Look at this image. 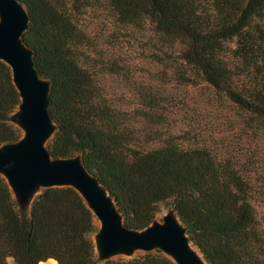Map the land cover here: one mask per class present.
Masks as SVG:
<instances>
[{
  "label": "trees",
  "instance_id": "16d2710c",
  "mask_svg": "<svg viewBox=\"0 0 264 264\" xmlns=\"http://www.w3.org/2000/svg\"><path fill=\"white\" fill-rule=\"evenodd\" d=\"M18 1L30 17L23 42L51 83V155L81 156L129 228H147L159 204L171 201L208 264H264V215L244 175L208 143L183 149L174 136L146 131L163 117L160 94L146 93L136 110L107 99L84 62L89 38L77 18L100 9L118 27L148 30L180 79L201 77L223 94L251 142L242 167L264 190V0ZM20 103L0 60V147L22 138L11 122ZM95 219L70 186L43 189L23 208L0 175V264H176L159 249L99 260Z\"/></svg>",
  "mask_w": 264,
  "mask_h": 264
},
{
  "label": "water",
  "instance_id": "95a60500",
  "mask_svg": "<svg viewBox=\"0 0 264 264\" xmlns=\"http://www.w3.org/2000/svg\"><path fill=\"white\" fill-rule=\"evenodd\" d=\"M29 23V14L18 0H0V60L10 66L20 95L21 103L11 122L23 132L17 142L0 147V175L19 205L28 208L43 189L70 186L99 221L94 235L99 260L159 249L176 264H208L174 211L143 230L129 228L115 200L84 166L81 156L51 155L47 145L56 132L49 112L51 83L39 75L33 51L23 42Z\"/></svg>",
  "mask_w": 264,
  "mask_h": 264
},
{
  "label": "rangeland",
  "instance_id": "374dc122",
  "mask_svg": "<svg viewBox=\"0 0 264 264\" xmlns=\"http://www.w3.org/2000/svg\"><path fill=\"white\" fill-rule=\"evenodd\" d=\"M77 18L89 38L84 62L96 74L105 97L124 109L136 110L145 103L146 93L160 94L165 101L163 117L146 131L174 136L175 146L183 149L210 144L244 175L259 200L258 213L263 216L264 190L242 167L251 142L244 135L242 117L226 97L201 77H192L189 82L180 79L174 69L165 65L169 55L148 30L118 27L100 9L88 10ZM170 211H174L171 201L160 203L157 220L162 221ZM95 226L98 231L97 219Z\"/></svg>",
  "mask_w": 264,
  "mask_h": 264
},
{
  "label": "bare ground",
  "instance_id": "6f19581e",
  "mask_svg": "<svg viewBox=\"0 0 264 264\" xmlns=\"http://www.w3.org/2000/svg\"><path fill=\"white\" fill-rule=\"evenodd\" d=\"M49 261H51L53 264H57L54 260H48L46 262H41L40 264H50V263H48Z\"/></svg>",
  "mask_w": 264,
  "mask_h": 264
},
{
  "label": "crops",
  "instance_id": "0c3cea01",
  "mask_svg": "<svg viewBox=\"0 0 264 264\" xmlns=\"http://www.w3.org/2000/svg\"><path fill=\"white\" fill-rule=\"evenodd\" d=\"M10 262L12 263L13 261H12V260H10V261H9V264H10ZM12 264H13V263H12Z\"/></svg>",
  "mask_w": 264,
  "mask_h": 264
}]
</instances>
